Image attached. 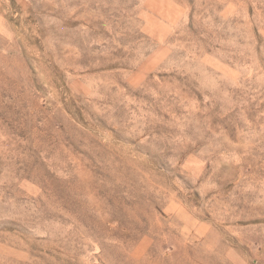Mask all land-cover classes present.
I'll return each mask as SVG.
<instances>
[{
	"label": "rangeland",
	"instance_id": "374dc122",
	"mask_svg": "<svg viewBox=\"0 0 264 264\" xmlns=\"http://www.w3.org/2000/svg\"><path fill=\"white\" fill-rule=\"evenodd\" d=\"M0 264H264V0H0Z\"/></svg>",
	"mask_w": 264,
	"mask_h": 264
}]
</instances>
